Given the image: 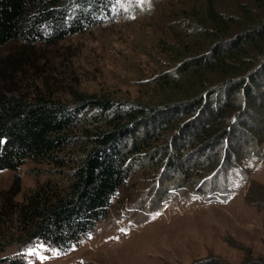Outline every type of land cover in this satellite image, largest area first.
<instances>
[{"label": "trees", "instance_id": "trees-1", "mask_svg": "<svg viewBox=\"0 0 264 264\" xmlns=\"http://www.w3.org/2000/svg\"><path fill=\"white\" fill-rule=\"evenodd\" d=\"M124 1L0 0V51L19 44L0 55V172L32 161L60 177L1 204L4 248L41 240L59 255L70 252L108 216L140 159L156 178L161 165L179 168L194 150L206 159L196 157L179 169L181 175L213 168L201 178L207 181L217 175L220 160L235 163L259 153L264 0H145L159 21L151 34L157 43L148 50L157 71L141 84L148 89L144 98L62 91L47 67L30 64L37 44L53 45L114 20ZM241 134L250 135L254 147L241 151ZM0 264L23 260L7 256Z\"/></svg>", "mask_w": 264, "mask_h": 264}, {"label": "rangeland", "instance_id": "rangeland-1", "mask_svg": "<svg viewBox=\"0 0 264 264\" xmlns=\"http://www.w3.org/2000/svg\"><path fill=\"white\" fill-rule=\"evenodd\" d=\"M145 3L126 0L121 6L122 16L114 20L53 45L37 44L30 64L47 67L53 86L62 91L100 93L123 100L144 98L148 89L141 84L157 71L148 50L157 43L151 34L159 21L155 9L144 6ZM18 48L17 42L12 43L0 55ZM23 69L31 71L28 66ZM241 136L245 141L241 151L254 147L250 135ZM177 147L178 144L173 150ZM259 148L258 154L239 157L235 163L220 160L217 175L207 181L201 178L213 168L200 176L196 172L181 175L179 169L196 157L206 159L194 150L179 161V168L161 165L156 178L145 169L148 161L140 159L133 166L127 185L113 198L108 216L97 222L95 229L70 252L54 255L41 240L25 248H4V241H0V258L16 256L23 264H246L258 258L264 261V141ZM206 154L210 161L215 159L211 151ZM48 168L26 161L16 170L1 171L0 208L7 199L22 200L38 183L58 180L59 175ZM222 181H227L226 185ZM197 183L199 187L194 189L192 186ZM41 245L44 250L35 251ZM29 248L34 250L31 256Z\"/></svg>", "mask_w": 264, "mask_h": 264}, {"label": "snow or ice", "instance_id": "snow-or-ice-1", "mask_svg": "<svg viewBox=\"0 0 264 264\" xmlns=\"http://www.w3.org/2000/svg\"><path fill=\"white\" fill-rule=\"evenodd\" d=\"M44 250V245H41L39 249H36L35 251H43ZM28 254L31 256L34 254V250L32 248H29L28 250ZM53 254L56 255V254H59L58 251L56 250H53Z\"/></svg>", "mask_w": 264, "mask_h": 264}]
</instances>
